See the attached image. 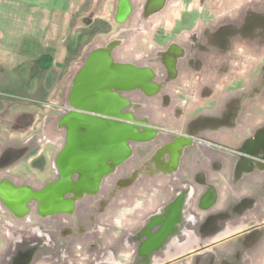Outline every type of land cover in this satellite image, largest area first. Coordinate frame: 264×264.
Returning a JSON list of instances; mask_svg holds the SVG:
<instances>
[{
    "label": "water",
    "instance_id": "water-1",
    "mask_svg": "<svg viewBox=\"0 0 264 264\" xmlns=\"http://www.w3.org/2000/svg\"><path fill=\"white\" fill-rule=\"evenodd\" d=\"M228 1L217 0L221 9ZM138 20L131 30H118L89 46L81 69L75 67L65 83L67 97L64 87L60 96L70 109L116 118L115 137L110 142L105 136L100 148L105 160L109 155L114 160L115 183L100 182L94 190L87 184H55L47 196L46 191L33 194L37 209L49 213L72 208L63 200L66 191L77 202L89 188L101 201L99 210L104 206L105 217L114 213L111 236L107 228L100 229L105 231L99 232V243L89 248L10 246L3 253L6 264H261L264 259V127L255 128L263 119L246 115L251 103L242 98L218 104V97L193 91L194 101H186L188 95L170 84L172 78L187 75L180 68L209 63L211 51H192L185 61L182 48L171 44L143 61L147 51L142 41L151 42L153 32ZM126 108L131 112L119 113ZM68 111L47 120L46 137L53 140L62 126H69V135L85 136L79 146L91 151L102 125ZM32 119L29 115L26 127ZM39 140L35 138L37 145L27 157ZM203 192L209 198H199ZM0 195L11 210L25 208L29 199L7 190Z\"/></svg>",
    "mask_w": 264,
    "mask_h": 264
},
{
    "label": "flooded vegetation",
    "instance_id": "flooded-vegetation-1",
    "mask_svg": "<svg viewBox=\"0 0 264 264\" xmlns=\"http://www.w3.org/2000/svg\"><path fill=\"white\" fill-rule=\"evenodd\" d=\"M176 2L174 6L175 0H116L117 11L113 16L116 20L124 21L120 30H131L138 19L148 23L146 30H152L153 40L151 42L142 41L147 51L143 54V61H151L161 47L169 49L171 44L182 48L185 52L183 56L185 61L190 59L192 51H211L210 55L213 56L209 63L191 66V68L186 67L187 69L180 68V71H187V75L178 73L172 78L170 84L188 95L183 97L186 101H194L191 95L193 91L205 98L218 97V104H223L225 101L235 102L242 98L245 102L251 103V109L246 115L253 113L263 119L255 128H263L264 0H229L223 9L220 8L223 3L217 0H199L203 8L201 15L194 18L190 25L182 27L174 24L176 10L174 11L173 8L178 9L181 0H176ZM138 13H140V18ZM100 30L106 31V29H98L95 26L89 32L81 33L76 44L66 48L65 60L54 65L51 70L52 75L54 73V77L58 78L57 73L66 71L68 66L72 68L74 65L77 69H81L80 66L85 56L84 49L105 37L97 38V32ZM230 33L235 35L227 37ZM50 63L49 60L48 64ZM44 67L50 68L51 66L46 64ZM157 71L159 76L165 73L163 65L158 61ZM168 81H170L169 78ZM64 88L66 89L63 90V96L66 98L67 87L64 86ZM123 96L125 99L128 98L126 95ZM161 98L169 101L167 97ZM68 110L74 111L71 115L81 120L102 125V131L96 134L98 135L97 142L91 151L84 144L79 146L80 141L83 143L81 139L85 136L80 137L76 133L69 135L72 132L69 126H62L58 137L55 138V135H52L54 142L58 144H50L48 151L45 145L43 150L33 157L26 156L30 149L37 145L36 136L32 135L33 132L30 130H24L27 132L25 135L28 136L23 139L4 140L0 138V190L15 192L17 195L23 193L29 198L23 204L25 208L11 210L1 200L0 195V212L2 211L0 213V235L2 237L0 239V264H6L3 253L10 246L89 248L99 243V232L105 231L100 229L107 228L108 232L114 229V213L105 217L104 206L99 210L101 201L94 192L91 193L89 188L87 191L82 190L77 202L72 201V193L67 191L63 193V200L69 202L72 207L69 210L41 213V210L37 209L39 204L33 194L46 191L47 196L48 191L55 184H87L91 185L94 190L95 185L100 182L112 184L116 180L114 177L115 163L109 155L115 152V148L112 144L110 145L107 160L104 157V150L100 151V148L103 149L105 136L110 138V142L115 137L114 121L116 118L73 110L61 101L47 120L51 121L59 115H67ZM223 111L224 108L221 109V113ZM130 112L131 110L126 108L119 113ZM29 115L20 114L17 117L19 123H15L16 126L20 128L25 126ZM119 120L127 122L125 119ZM126 129L125 127V131ZM51 130L53 133L56 132L53 127ZM162 145L163 143H158L159 147ZM124 164H129L127 159ZM208 195V192H203L199 198H209ZM220 207L223 210L225 205L221 204ZM89 233L91 239L88 238ZM109 236H111L110 232ZM111 239L110 237L109 243ZM120 260L122 263L127 262L123 258ZM61 264H66V262Z\"/></svg>",
    "mask_w": 264,
    "mask_h": 264
},
{
    "label": "crops",
    "instance_id": "crops-1",
    "mask_svg": "<svg viewBox=\"0 0 264 264\" xmlns=\"http://www.w3.org/2000/svg\"><path fill=\"white\" fill-rule=\"evenodd\" d=\"M51 2L57 5L59 0H0V83L2 74L5 72L13 73L15 66L24 61H31V58L27 59L24 55H21V49H31L34 42L42 41L43 47H46L48 45L46 43L52 38L53 34L57 35L64 32L65 36L69 35L71 39H74V44L71 45L74 46L81 33H87L97 25L96 19H105L108 25L111 26L109 31L102 32L100 30L97 32V38L115 33L122 27L113 17L116 0H112L108 17L95 16L92 9L94 8L93 5L90 9L84 11L88 0H66L67 4L62 10L51 7L49 5ZM80 30L84 32H80ZM87 48L84 49L83 53H86ZM40 57H38L37 63L40 68H44L46 61L39 59ZM75 67L73 65L68 74L62 78L59 83L60 88L65 86ZM9 82L11 85L7 88H16L23 81L21 82L19 78L12 77ZM46 83L47 88H51L50 81ZM0 88H2L1 85ZM42 88L45 87L42 86ZM0 95L7 96L8 94L0 92ZM0 100H2V97H0ZM49 102L51 103V101ZM15 119L17 117L12 121L14 122ZM13 129L20 130L18 128ZM6 140L13 139L8 138Z\"/></svg>",
    "mask_w": 264,
    "mask_h": 264
},
{
    "label": "rangeland",
    "instance_id": "rangeland-1",
    "mask_svg": "<svg viewBox=\"0 0 264 264\" xmlns=\"http://www.w3.org/2000/svg\"><path fill=\"white\" fill-rule=\"evenodd\" d=\"M190 1L191 0H182L179 9L175 12L174 24L177 27L188 26L192 23L194 18H198L201 15V11L198 8L195 9L194 7H191ZM53 2H51L49 5L53 8L61 10L64 9L67 4L66 0H59L57 5ZM91 5L94 6V8H92L93 14L98 12L101 16H106V13L111 10L112 0H88L84 11L90 9ZM96 22V27L98 29H106V31L111 29V26L108 25L105 19H96ZM80 32L84 31L80 30ZM42 44V41H37L34 42L33 47L29 50L27 48H22L21 55H24L27 59L31 58V61H24L15 66L13 68V73L5 72L1 75L0 85L2 88H0V92L7 93L8 95H0V97H2V100H0V132H3L2 130L21 132L22 130H27L30 128H32L30 132L37 131L41 126L40 117L36 121L33 118L32 122L27 127L21 126L22 128L16 126V124L19 123L18 119H15V121H12L9 125H5L4 123L9 115L13 111H16V109L27 108L29 111L36 110L42 116L50 114V112H55L56 105L61 103L60 96L62 93V88H60V82L58 81H61L60 78L62 79L68 74L70 66L67 67L66 71L57 73L59 75L58 78L54 77V73L52 75L51 70L55 64H59L65 60L66 48H70V46L74 44V39H71L69 35L65 36L64 32H61L57 35L53 34L52 38L48 41V43H46L48 44L46 47H43ZM39 56H41L39 59L45 60L46 64L50 65L51 67L40 68L37 63ZM43 56L46 58L44 59ZM49 60L51 62L50 64H48ZM12 77L19 78L21 82L23 81L20 83L19 87L7 88V86L11 85L9 81ZM47 81H50L51 83V88L49 89L46 86ZM42 86L45 88H42ZM49 101H51V103ZM17 127L20 130L15 129V131L13 128ZM30 132H28V134ZM25 133L27 134V132ZM26 136L28 135L24 134V136L18 138L23 139ZM49 147L50 144H47V151Z\"/></svg>",
    "mask_w": 264,
    "mask_h": 264
},
{
    "label": "bare ground",
    "instance_id": "bare-ground-1",
    "mask_svg": "<svg viewBox=\"0 0 264 264\" xmlns=\"http://www.w3.org/2000/svg\"><path fill=\"white\" fill-rule=\"evenodd\" d=\"M238 1H242V0H238ZM181 3H182V0H181ZM190 5H191V7H194L195 9L198 8L201 11V13H202L203 8H202V4L199 2V0H191L190 1ZM173 9H174V11L175 10L177 11L179 8L177 9V7H174ZM108 14L109 13H106V17H108ZM94 15L95 16H101L100 13H98V12L96 14L94 13ZM22 113H26V114L33 115V118H34L35 121L39 117L41 118V126L39 127V129L37 131H34L33 134H32V135H34V136H36V137H38L40 139L39 140L40 142L38 144V148L36 149V151L32 155H30V157H33L35 155H38L39 152L41 150H43V148H44L45 145H47V144H51L52 145V144L55 143L54 140H52L51 138L46 137V135H45V129H44V124L47 123L48 116L51 113H53V112H50V114H46V115H42L41 116L40 113H38V111H36V110L29 111V110H27V108L26 109H16V111H13L9 115V117L5 120V123L4 124L5 125H9L14 118L18 117ZM31 130H32V128H30V131ZM2 131L3 132H0V138H2L4 140H6L8 138L9 139L10 138L13 139V138L22 137V136H24V134H26L24 132V130H22L21 132H13V131H9V130H2ZM0 239H2L1 235H0ZM261 264H264V259L262 260Z\"/></svg>",
    "mask_w": 264,
    "mask_h": 264
}]
</instances>
